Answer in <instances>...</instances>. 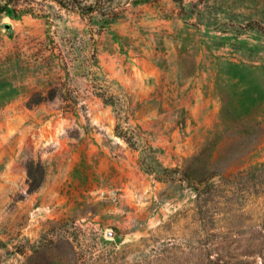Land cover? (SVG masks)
Returning a JSON list of instances; mask_svg holds the SVG:
<instances>
[{
	"label": "rangeland",
	"instance_id": "374dc122",
	"mask_svg": "<svg viewBox=\"0 0 264 264\" xmlns=\"http://www.w3.org/2000/svg\"><path fill=\"white\" fill-rule=\"evenodd\" d=\"M79 2L0 0V264H264V0Z\"/></svg>",
	"mask_w": 264,
	"mask_h": 264
},
{
	"label": "trees",
	"instance_id": "16d2710c",
	"mask_svg": "<svg viewBox=\"0 0 264 264\" xmlns=\"http://www.w3.org/2000/svg\"><path fill=\"white\" fill-rule=\"evenodd\" d=\"M57 2H59L61 5H66L69 2L71 3V5L80 4L79 0H73V1L71 0L68 1V3H66L63 0H57ZM96 2L102 5L104 3V0H96ZM0 8H4V5H1ZM94 9H96L94 4H89V5L84 4L81 5V10L79 11V13L82 15H86L88 12L91 11L94 12ZM55 95L56 92L53 89H51L48 92V94L45 96V98L52 99L53 97H55ZM115 128L116 131L119 133V135L122 134L124 138L130 141L131 135L120 124H116ZM27 168H28L27 171L29 176L28 191L30 192L40 186L43 178V166L40 162H35L31 160L29 161ZM34 168H36L39 171L38 175L34 173Z\"/></svg>",
	"mask_w": 264,
	"mask_h": 264
},
{
	"label": "water",
	"instance_id": "95a60500",
	"mask_svg": "<svg viewBox=\"0 0 264 264\" xmlns=\"http://www.w3.org/2000/svg\"><path fill=\"white\" fill-rule=\"evenodd\" d=\"M6 27H9V24L8 23H6V25H5Z\"/></svg>",
	"mask_w": 264,
	"mask_h": 264
}]
</instances>
